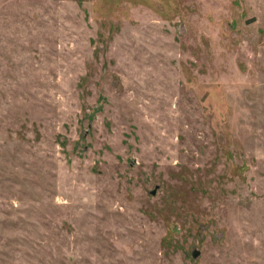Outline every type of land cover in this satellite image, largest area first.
Returning a JSON list of instances; mask_svg holds the SVG:
<instances>
[{
	"label": "rangeland",
	"instance_id": "obj_1",
	"mask_svg": "<svg viewBox=\"0 0 264 264\" xmlns=\"http://www.w3.org/2000/svg\"><path fill=\"white\" fill-rule=\"evenodd\" d=\"M0 264H264V0H0Z\"/></svg>",
	"mask_w": 264,
	"mask_h": 264
}]
</instances>
